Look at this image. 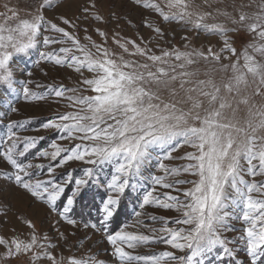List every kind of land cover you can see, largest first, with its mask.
<instances>
[{
	"label": "snow or ice",
	"instance_id": "1",
	"mask_svg": "<svg viewBox=\"0 0 264 264\" xmlns=\"http://www.w3.org/2000/svg\"><path fill=\"white\" fill-rule=\"evenodd\" d=\"M63 2L31 0L23 16L7 3L0 11V86L18 93L0 108V119L19 112V96L63 105L67 110L57 109L41 127L68 142L40 150L43 137H21L17 130L25 124L8 120L0 136V207L10 190L18 189L55 213L56 224L78 229L80 221L71 215L74 204L94 182L106 188L100 216L82 227L101 234L117 264H226L225 257L241 264L240 244L246 264H264V0H129L144 13L141 25L155 40L141 36L137 43L117 33L112 39L118 50L107 46L108 33L96 26L108 23L96 0L72 16L46 15ZM88 21L102 43L87 35L88 27H83L82 42V22ZM173 23L208 43L196 46L183 35L182 47H163L160 42ZM241 34L248 39L238 49ZM33 50L36 65L78 74L76 85L35 83L31 71L21 80L17 57ZM33 84L43 90L34 91ZM186 148L191 151L177 154ZM72 162L92 167L75 178L72 171H62ZM105 166L110 168L106 182L96 179ZM129 189L139 191L136 220L110 230ZM17 220L29 231L24 236L13 227L10 235H0V264L20 257L27 258L25 264H105L91 246L80 257L56 253L75 231L66 235L57 228L53 242L30 218L17 214ZM234 232L238 235H228ZM91 239L85 234L78 245ZM161 243L182 254H134Z\"/></svg>",
	"mask_w": 264,
	"mask_h": 264
},
{
	"label": "rangeland",
	"instance_id": "2",
	"mask_svg": "<svg viewBox=\"0 0 264 264\" xmlns=\"http://www.w3.org/2000/svg\"><path fill=\"white\" fill-rule=\"evenodd\" d=\"M31 0H0V11H4L3 5L5 3L9 4L10 7L18 8L21 11V15L23 16L25 12L29 9ZM98 11L105 17L108 21L107 24H99L96 25L100 27L102 30L108 33L107 46L118 50L117 45L113 42V35L119 34V37L135 39L137 43L140 42L139 37L143 36L145 40H155V34L152 33L149 29L143 27L141 25V19L144 15L142 10L138 8H134L129 0H96ZM88 0H64L62 6L56 8L55 10L49 9L46 13L48 17H52L55 13H62L68 16H72L74 13H79L80 6H87ZM57 4H61V0H57ZM116 13V18L111 16V13ZM149 19H152L155 22L154 15H149ZM59 22V21H57ZM93 22H82V28L79 33L82 42H86L83 40V37L86 35L83 32V27H88L87 35H91L92 39L97 43H102V38L99 37L92 25ZM168 30L166 32L165 40L161 41V45L163 47H182L185 43L181 39L183 35H187L192 43L196 46L206 45L208 41L206 38L201 35L199 38L192 32L185 33L178 25L172 24L167 26ZM248 37L241 34L236 38L235 46L239 49L240 46L247 40ZM212 44H216V39H212ZM154 51H158V49L154 48ZM39 59L36 51H32L28 55H23L17 57L16 70L19 75L20 71L23 70L24 75L20 77L21 80L28 79L27 72L31 71L33 73L31 79L35 83H39L42 85H48L51 83H63L68 87H73L76 85L79 80V75L74 73L72 70L67 68H57L53 67L50 64H46L41 62L40 65H36L35 61ZM227 62V61H225ZM47 72L48 75L44 73ZM85 75H88L85 73ZM19 81L17 82L16 87L19 88ZM34 91H42L43 89H36L35 84L31 85ZM18 96L17 92H10L7 90L5 86H0V97H4V100H0V108H7L6 101L9 99L15 100ZM16 106L19 108L18 113H10L8 116V120L20 121L25 124L23 129H19L18 135L23 136H33L43 137L42 140H39L37 147L40 150H51L49 145L53 142L59 143L61 145H67V141L60 140L59 134L53 130H45L41 127L42 123L47 119L52 117L57 109L63 112L67 110L63 105H57L50 102H26L22 96H19V99L16 103ZM8 120L0 119V136L4 135L3 129L7 124ZM35 151V150H33ZM183 151H191L190 148L181 149V151L177 154H182ZM29 159H32L29 156ZM42 162V161H36ZM175 163H181L180 161H176ZM92 167L91 165H85L81 162H72L70 165L66 166V168L62 171H72V174L75 178H79L83 175V168ZM110 168L108 166L103 167L98 171L96 179L100 181L106 182L110 179L109 176ZM135 182V181H133ZM90 186L94 188H100L103 194V197L106 193V188L104 185H100L97 187L96 183H92ZM88 186V187H90ZM66 190L69 192L68 195H71V188ZM139 188V186H138ZM10 195L4 198L5 207H0V235L8 236L11 234V229L15 227L18 231L24 233V236L28 233V229L26 226L22 225L17 220V214H20L24 217L30 218L37 226V229L41 233H47L52 239L53 242H56L57 231L65 232L68 235L71 231H75V236H69V242L67 245H63V247H58L56 249L57 254H63L64 256L76 255L77 257L82 256L88 250L89 246H91V251L97 255V257L101 260L105 261V264H117L115 259L109 255L108 253L111 251L110 246L106 243L105 240L101 238V234H94L91 229H84L82 227L84 222L95 223L94 220L89 221H80L81 227L78 229H72L71 226L67 225L65 222L60 221L59 224H56L57 216L55 213H49V210L41 203L34 202L26 193L19 191L18 189H11ZM139 195V191L132 192L130 189L128 190V194L123 198L122 206L127 205L128 213L126 214L127 208H122L125 210L123 212L122 219L118 225H114L113 222L110 223V230L118 229L119 227H123L125 223L132 224L136 220L134 216V209L138 210L137 204L138 200L134 199ZM122 211V210H121ZM148 212L165 215V216H175L176 213L172 211L164 212L163 210H156L152 208L147 209ZM7 213L4 215V213ZM72 215V213H71ZM73 218V215H72ZM79 221V220H78ZM144 223L148 224L152 227H160L159 223L153 224L150 220L144 219ZM171 226V225H169ZM234 226L239 229L241 227L239 222H234ZM130 231H135L136 229H128ZM144 231V229H141ZM87 234L91 236V240H85L83 245H78V241L83 238ZM228 235L234 236L238 235V232L228 233ZM22 236V238H24ZM63 244V242H60ZM3 249L0 248V251ZM105 250H108L107 252ZM127 250V249H126ZM163 250L175 251L177 255H181L182 253L171 249L169 246L164 244H155L152 246L140 247L134 250V254H153L158 253ZM133 251V250H129ZM237 251L239 253V260L241 264H246V256L243 250V245H237ZM26 257H20L19 259H13L9 262V264H25ZM226 264H231L227 257H225ZM42 264H47L46 261L42 262ZM216 264V262H214Z\"/></svg>",
	"mask_w": 264,
	"mask_h": 264
},
{
	"label": "trees",
	"instance_id": "3",
	"mask_svg": "<svg viewBox=\"0 0 264 264\" xmlns=\"http://www.w3.org/2000/svg\"><path fill=\"white\" fill-rule=\"evenodd\" d=\"M70 189V188H69ZM69 194V192H67ZM103 197L102 191L100 188H94L93 186L86 187L83 190V194L78 197L76 203L73 207V218L79 221H89V220H98L100 213L99 208L101 207V198ZM122 208H127V205L122 206ZM120 210L118 218H114L113 224L116 226L120 223L122 216L128 213V208ZM123 212H125L123 214Z\"/></svg>",
	"mask_w": 264,
	"mask_h": 264
}]
</instances>
